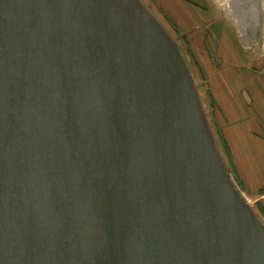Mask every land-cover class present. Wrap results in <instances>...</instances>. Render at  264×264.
I'll list each match as a JSON object with an SVG mask.
<instances>
[{"label":"water","instance_id":"1","mask_svg":"<svg viewBox=\"0 0 264 264\" xmlns=\"http://www.w3.org/2000/svg\"><path fill=\"white\" fill-rule=\"evenodd\" d=\"M0 264H264L140 0H0Z\"/></svg>","mask_w":264,"mask_h":264},{"label":"crops","instance_id":"2","mask_svg":"<svg viewBox=\"0 0 264 264\" xmlns=\"http://www.w3.org/2000/svg\"><path fill=\"white\" fill-rule=\"evenodd\" d=\"M159 1L160 5L165 6L170 20L178 22L191 36L208 38L211 47L216 39L214 49L226 50L227 34L223 31L227 27L237 38L242 51L252 57L263 55L264 58V0ZM216 24L223 28L215 30L219 28ZM258 82L257 91L263 97L254 100L247 96L242 80L228 88L224 86L225 83L216 80L211 85L213 91L218 85L223 86L218 97L237 96L229 97L232 101L223 102L221 99V105L219 102L224 119L233 129L229 132L228 140L236 146L239 171L245 187L264 190V84Z\"/></svg>","mask_w":264,"mask_h":264},{"label":"rangeland","instance_id":"3","mask_svg":"<svg viewBox=\"0 0 264 264\" xmlns=\"http://www.w3.org/2000/svg\"><path fill=\"white\" fill-rule=\"evenodd\" d=\"M140 1L164 27L178 47L196 87L200 104L224 168L236 190L264 225V190H253L245 187L239 171L236 146L228 140L229 132L233 129L229 122L224 119V112L219 106V102L221 105L222 100L223 102L232 101L233 99L230 98L237 96L218 97L217 95L221 93L223 86L218 85L213 91L211 85L216 80L219 83H225L224 86L228 88L242 80L247 96L249 95L253 100L256 97H263L262 93L257 91V82L264 84L263 55L256 58L242 51L238 46L237 38L228 31L227 27L223 31L227 34L226 50L214 49L216 39L212 41L213 46L211 47L208 38L191 36L184 28L182 29L178 22L170 20L165 6L160 5L159 0ZM216 26L219 27L218 24ZM222 28L220 26L215 30Z\"/></svg>","mask_w":264,"mask_h":264}]
</instances>
